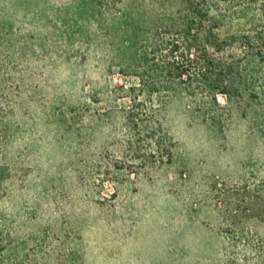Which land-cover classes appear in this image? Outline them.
<instances>
[{
    "label": "rangeland",
    "instance_id": "rangeland-1",
    "mask_svg": "<svg viewBox=\"0 0 264 264\" xmlns=\"http://www.w3.org/2000/svg\"><path fill=\"white\" fill-rule=\"evenodd\" d=\"M259 30L264 0H0V264H264V107L222 93Z\"/></svg>",
    "mask_w": 264,
    "mask_h": 264
},
{
    "label": "trees",
    "instance_id": "trees-1",
    "mask_svg": "<svg viewBox=\"0 0 264 264\" xmlns=\"http://www.w3.org/2000/svg\"><path fill=\"white\" fill-rule=\"evenodd\" d=\"M203 7L204 5H199L196 3V5L192 4V6L186 8L188 9V12L185 13L186 17H184V19L186 18L184 31L187 32V36L188 33L193 32V29L197 27V30L194 31L195 33H197V35L205 33L207 38H209V36L211 37V33H213L214 31L213 28L216 26L214 22L211 25V20H209V11L207 10V8ZM240 39L247 53L250 52L254 54V57L251 58V61L254 63L255 66H253L251 71L247 75H245L246 77L242 75V77L245 78H240L238 82H235L233 84L230 82L227 84H223L225 88L223 86L224 90L222 91V93L229 95V97L232 98L233 93L237 94V91L245 87L244 90L245 94L247 95L245 97L247 99L246 104L248 105V109L253 108L254 104H258L259 106L262 105L264 107V91H258L257 89L259 87H256L257 83H260V81L262 87H264V30L256 31L254 32V34L250 32H245L240 36ZM241 84L243 86H240ZM237 102L241 103L239 101ZM242 108V105L239 106V109ZM262 112L260 113V115L264 117V110ZM0 237L3 240V244L0 247V252H2L7 249L10 243L2 233H0ZM4 240H6L7 243Z\"/></svg>",
    "mask_w": 264,
    "mask_h": 264
}]
</instances>
